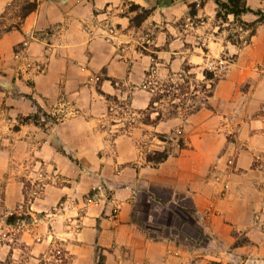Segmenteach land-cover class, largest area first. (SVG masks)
<instances>
[{"label": "crops", "instance_id": "crops-1", "mask_svg": "<svg viewBox=\"0 0 264 264\" xmlns=\"http://www.w3.org/2000/svg\"><path fill=\"white\" fill-rule=\"evenodd\" d=\"M246 3L263 17L222 20L215 0H37L15 27L17 2L0 0V264H264V0ZM131 4L150 10L137 24ZM223 55L183 113L146 83Z\"/></svg>", "mask_w": 264, "mask_h": 264}, {"label": "rangeland", "instance_id": "rangeland-1", "mask_svg": "<svg viewBox=\"0 0 264 264\" xmlns=\"http://www.w3.org/2000/svg\"><path fill=\"white\" fill-rule=\"evenodd\" d=\"M205 61L200 65L190 66L187 72H182L183 77H180L178 74L176 79H174V81H166L164 79H159L157 75L154 76V79L157 81L155 85V90L153 92L154 95L157 97L162 95V98H165L167 100V101L163 100L161 102V104H164L162 108H164L166 111L168 110L172 112L181 111L183 113L182 109H185V107L186 108L188 107L189 109L194 107L196 103V99L193 95L195 93H198V99H200V101L203 98H205L206 93L208 92V89L210 87L209 82L205 83L203 81L204 76L202 74V69L205 68L204 67ZM222 70L223 68L219 69L217 71V74H219ZM175 94L176 96H174ZM185 100L188 101H186L185 103ZM197 104L201 105L199 102H197ZM177 135H179L178 132ZM171 136L173 137L174 140L179 139L177 136H174L173 134H171ZM159 151H170L172 153H175L176 149L165 148ZM148 153L153 154V150H147L146 154Z\"/></svg>", "mask_w": 264, "mask_h": 264}, {"label": "trees", "instance_id": "trees-1", "mask_svg": "<svg viewBox=\"0 0 264 264\" xmlns=\"http://www.w3.org/2000/svg\"><path fill=\"white\" fill-rule=\"evenodd\" d=\"M16 2H18L19 8H18V17H19V21L16 24H13L15 27L18 26V23L26 16L28 15L31 11H33L36 7H37V0H15ZM216 4H217V10H216V17L220 18L222 20H225L227 18L228 14H233L235 17L240 16L243 13H246L248 11H252L254 13H258L260 15V19L263 17V14L261 11L259 10H252L246 3V0H215ZM131 8L133 9H139L140 12L137 13L135 15V17L133 18V22L134 23H139L141 20H143L146 15L149 13V9L147 8H142L139 5L136 4H131ZM241 25L243 26H247L249 28L252 27L251 23H246L243 21H239ZM9 29L6 28V30ZM250 31H252V28L250 29ZM188 71V67H186L184 69L183 72H187ZM183 74L181 73L179 76H182ZM203 75H204V80L209 81L210 82V87L208 89V92L206 93V96H209L212 92V88L214 85V82L216 81L218 75H214V73L212 71L209 70H203ZM168 91V90H167ZM30 117V116H29ZM35 123H38L36 120V114L32 115L30 117ZM61 151L72 161L76 162V159H74L70 154H66L62 149ZM168 155L167 151H159V150H155L153 152V154H147V159L154 161V162H159L164 160ZM15 214L12 213L8 216V221L12 222L15 218Z\"/></svg>", "mask_w": 264, "mask_h": 264}, {"label": "built area", "instance_id": "built-area-1", "mask_svg": "<svg viewBox=\"0 0 264 264\" xmlns=\"http://www.w3.org/2000/svg\"><path fill=\"white\" fill-rule=\"evenodd\" d=\"M100 25H101L100 28L103 31L104 39L113 45L116 44V42H117L116 41V39H117V27L115 26V24L112 23L109 19L105 18V19H102ZM238 29L243 33H247V32H249V30L251 28L239 24ZM243 33L240 35V38H239L240 43L247 44L248 43V37L246 34H243ZM227 61H228V58L225 55L220 56L218 58H207L205 63H204L205 68L202 69V74H203V70H209V71H212L214 73V75H216L217 71L219 69L223 68V66L227 63ZM155 72H156L155 68L151 67L146 74V83H147V85H149V89L151 91L155 90V85L157 83V81L154 79V76L156 75ZM207 82L210 83L211 80H209ZM226 186L227 185L225 184L224 187H226ZM166 255L167 256H179V252L176 249L175 250L174 249H168L166 251ZM119 264H121V263H119ZM136 264H139V263H136ZM143 264H145V263H143ZM160 264H171V263L168 262V259L166 258L163 261H161Z\"/></svg>", "mask_w": 264, "mask_h": 264}]
</instances>
